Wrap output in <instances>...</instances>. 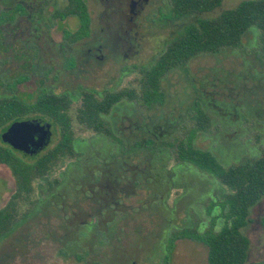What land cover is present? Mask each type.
<instances>
[{
    "label": "rangeland",
    "instance_id": "1",
    "mask_svg": "<svg viewBox=\"0 0 264 264\" xmlns=\"http://www.w3.org/2000/svg\"><path fill=\"white\" fill-rule=\"evenodd\" d=\"M243 1L224 0L199 16L218 17ZM87 2L92 36L72 44L64 30L77 32L80 19L56 16L67 0H0L1 96L16 89L19 99L32 101L47 89L57 94L79 93L80 86L98 92L138 89L139 69L150 67L195 21L177 20L170 0H150L128 34L130 1ZM131 45L135 53H128ZM101 54L105 58L97 59ZM162 88L158 105L127 99L115 104L106 116L111 135L96 138V132L75 124L76 138L89 140L86 149L79 147L85 154L68 158L49 175L52 183L38 180L31 200L20 202L13 229L0 240V264H208V248L194 237L210 223L217 222L218 230L225 225L222 190L212 175L179 162L169 149L171 143L194 142L225 167L263 154L260 32H246L240 48L203 54L171 70ZM80 105L74 104L73 114ZM201 119L207 120L204 130L198 127ZM53 133L51 145L36 157L15 152L21 169L58 143L56 125ZM16 192L12 170L0 165V210ZM252 210V223L243 230L252 243L248 264L264 261V200Z\"/></svg>",
    "mask_w": 264,
    "mask_h": 264
},
{
    "label": "trees",
    "instance_id": "2",
    "mask_svg": "<svg viewBox=\"0 0 264 264\" xmlns=\"http://www.w3.org/2000/svg\"><path fill=\"white\" fill-rule=\"evenodd\" d=\"M68 4L57 17L65 20L75 16L81 26L77 32L64 30V38L78 43L92 36V15L87 0H67ZM177 20L195 19L185 32L167 44L150 67L139 70V86L121 91L98 92L80 86L79 93L57 94L45 90L32 101H23L12 91L11 96L0 94V165H7L17 181V192L11 201L0 210V240L13 229L18 218L20 202L30 201L38 180L46 179L55 170L64 166L68 158L81 160L88 140L76 138L75 124L92 130L97 137L111 135V127L106 119L115 104L123 99L137 101L144 106L158 105L156 97L163 93L162 79L171 70L186 66L194 58L203 54H219L223 49L240 48L243 36L252 28L261 35L264 52V0H245L236 8L223 11L215 18L199 15L220 8L224 0H170ZM19 85L16 86V88ZM81 105L73 114L76 102ZM32 117L47 118L58 127L59 141L49 151L39 156L29 169H21L15 150L3 143L2 135L14 123ZM200 130L207 127V120H197ZM197 127V128H198ZM179 162L195 166L214 177L222 190V217L225 225L217 229V222L210 223L194 239L208 248V264H248L251 239L243 230L252 223V209L264 199V152L260 157L232 167L223 166L211 152L195 146L194 142L171 143ZM79 161L71 164L78 169ZM69 167V168H70ZM48 179V180H47ZM52 183V182H49ZM55 183L60 185L59 180ZM171 189V188H170ZM217 220L219 217H214ZM88 223V222H87ZM188 236H177V240ZM254 264H264L260 261Z\"/></svg>",
    "mask_w": 264,
    "mask_h": 264
},
{
    "label": "water",
    "instance_id": "3",
    "mask_svg": "<svg viewBox=\"0 0 264 264\" xmlns=\"http://www.w3.org/2000/svg\"><path fill=\"white\" fill-rule=\"evenodd\" d=\"M52 127V123L39 118L19 121L3 134V140L15 151L36 157L51 145Z\"/></svg>",
    "mask_w": 264,
    "mask_h": 264
},
{
    "label": "flooded vegetation",
    "instance_id": "4",
    "mask_svg": "<svg viewBox=\"0 0 264 264\" xmlns=\"http://www.w3.org/2000/svg\"><path fill=\"white\" fill-rule=\"evenodd\" d=\"M128 1H130V3H129V11H128V14H127V22H126V25H128L129 24V32L130 33H128V34H131L132 33V30H134L135 28H136V25H137V23L135 22V20L137 19V17L140 15V13H141V11L143 10V7H144V5L147 3V2H149L150 0H128ZM167 5L168 6H170L169 4H168V2H167ZM171 7V6H170ZM130 24L131 25H133V27L132 26H130ZM173 26L174 27H172V31H170V34H169V36H171V37H173L174 36V34L177 32V29H176V23H174L173 24ZM132 27V28H131ZM139 33H136L135 32V36H137ZM135 36H134V38H135ZM130 38H132V36H130ZM134 38H132V39H134ZM135 40V39H134ZM137 40V39H136ZM169 41V40H168ZM79 43V42H78ZM72 44H74V43H72ZM76 44V43H75ZM167 45V44H166ZM65 45H63V47H64ZM132 47H130V51H128V53H130V52H132V53H135V51L133 50L134 48H135V45H131ZM137 46V45H136ZM106 46L105 45H99V49H100V52L101 53H103V50H104V48H105ZM90 51H93V49H90ZM164 52V51H163ZM162 52V53H163ZM128 53H126L125 54V57H127L129 54ZM158 57V56H157ZM103 58H105V54H101V55H97V59H99V60H101V59H103ZM109 58L111 59V56H109ZM108 58V59H109ZM156 59V58H155ZM78 60V57H76V61ZM90 61V60H89ZM88 61V62H89ZM92 61V60H91ZM90 61V62H91ZM93 62V61H92ZM140 70V69H139ZM166 76V75H165ZM164 76V77H165ZM163 77V78H164ZM45 89H47V88H44V90ZM48 91H52V90H50V89H47ZM110 91V90H109ZM115 91H117L116 89H115ZM54 92V91H53ZM142 106H144V105H142ZM146 107H148V106H146ZM149 107H152V106H149ZM148 107V108H149ZM44 119V120H46V121H48V122H50V123H52V125L54 126L55 124L53 123V121H51V120H49V119H47V118H44V117H32V118H29V119ZM29 119H27V120H29ZM107 119V118H106ZM52 130H53V127H52ZM153 135V134H152ZM154 136V135H153ZM155 137V136H154ZM158 137V136H157ZM52 140H53V138H52ZM89 141V140H88ZM264 199H262L261 201H263ZM261 201L257 204V205H259L260 203H261ZM256 205V206H257ZM255 206V207H256ZM254 207V208H255ZM253 208V209H254ZM253 211V210H252Z\"/></svg>",
    "mask_w": 264,
    "mask_h": 264
}]
</instances>
